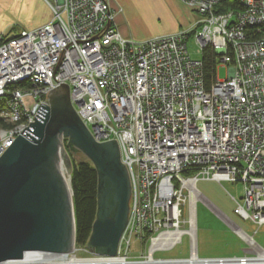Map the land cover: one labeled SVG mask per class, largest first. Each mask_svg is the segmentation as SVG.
<instances>
[{"label":"built area","instance_id":"obj_1","mask_svg":"<svg viewBox=\"0 0 264 264\" xmlns=\"http://www.w3.org/2000/svg\"><path fill=\"white\" fill-rule=\"evenodd\" d=\"M46 1L50 22L0 34V116L10 124L0 128V156L27 136L40 104L50 105L48 91L66 82L94 138L117 139L132 187L117 253L96 254L75 240L65 264H264L257 230L245 231L197 188L201 178L242 182L243 196L230 194L235 215L264 224V0H238L240 9H222L226 0H183L200 15L194 25L145 40L119 31L109 0ZM193 35L200 55L211 45L217 69L229 66L227 78L206 87L201 56L189 50ZM204 199L246 242L243 255H199L196 203ZM184 234L189 257L157 256Z\"/></svg>","mask_w":264,"mask_h":264},{"label":"water","instance_id":"obj_2","mask_svg":"<svg viewBox=\"0 0 264 264\" xmlns=\"http://www.w3.org/2000/svg\"><path fill=\"white\" fill-rule=\"evenodd\" d=\"M47 97L50 105L41 103L36 120L22 131L27 136L19 134L0 156V264L36 250L74 248L75 209L61 168L65 163L71 174L73 163L64 138L98 173V209L87 247L115 255L128 222L131 179L117 139L95 140L72 103L68 83Z\"/></svg>","mask_w":264,"mask_h":264},{"label":"rangeland","instance_id":"obj_3","mask_svg":"<svg viewBox=\"0 0 264 264\" xmlns=\"http://www.w3.org/2000/svg\"><path fill=\"white\" fill-rule=\"evenodd\" d=\"M132 1L133 3L126 2L127 10L124 21L134 32L133 35L135 38H141L159 32L163 27V23L160 19H175L172 13H168L167 17H164L159 9L154 8V12L148 9L146 0ZM199 48L200 46L196 42L195 35H193L189 39V50L193 58H199L201 56L200 53H198ZM217 73L220 79L227 78L229 76V66L220 64ZM197 188L214 204L230 214L245 231L253 233V227L249 223L240 220L234 214L236 202L232 199L230 194L238 198L242 197L244 194V184L242 182L231 183L224 181L220 183L215 180L201 178L197 182ZM196 207L198 219V253L201 257L234 256L243 255L246 252L243 249L247 247L246 242H244V240H242L205 201L198 200ZM189 208L190 202L188 201L183 206L186 216L189 215ZM255 237L260 243L262 233L256 234ZM72 251L73 249L69 252ZM141 251L140 241L134 239L132 243L133 256H138ZM83 254L84 253H80V255ZM190 254L191 238L189 234H184L181 243L170 250L157 253V256L186 258L189 257ZM84 255H87V253Z\"/></svg>","mask_w":264,"mask_h":264},{"label":"crops","instance_id":"obj_4","mask_svg":"<svg viewBox=\"0 0 264 264\" xmlns=\"http://www.w3.org/2000/svg\"><path fill=\"white\" fill-rule=\"evenodd\" d=\"M109 2L112 9L117 12L116 25L119 31L126 37L135 38L133 35L134 32L127 26L124 21L127 10L126 2L133 3V1L109 0ZM146 5L147 8L151 9L153 12L154 8L159 9L162 13V16L164 17H167L168 13H172L175 16V19H160L163 23V27L159 32L151 34L149 36L135 38L138 40H145L156 35L178 31L183 28H189L194 25V23L200 16L196 10L188 6L183 0H146ZM119 8H122L121 12H118ZM52 17L53 12L46 0H0V34H4L7 36L16 35L23 29L42 26L50 22L52 20ZM206 199L211 201L209 198ZM203 201H205V199ZM216 207L221 209L217 205ZM221 210L225 214L231 216L223 209ZM247 223H249L253 227V233L256 230V234L262 233L260 243L257 240L256 241L264 249V224L262 226H258L250 222Z\"/></svg>","mask_w":264,"mask_h":264},{"label":"trees","instance_id":"obj_5","mask_svg":"<svg viewBox=\"0 0 264 264\" xmlns=\"http://www.w3.org/2000/svg\"><path fill=\"white\" fill-rule=\"evenodd\" d=\"M240 9L238 0H226L222 9ZM203 61V77L206 87H210L217 77V53L213 46L208 45L201 55ZM0 102V109H1ZM0 116V128L9 127ZM65 146L71 156L73 167L71 172V185L76 218V244L87 246L92 233L93 223L98 209V173L89 158H79L81 152L75 151L67 144Z\"/></svg>","mask_w":264,"mask_h":264},{"label":"bare ground","instance_id":"obj_6","mask_svg":"<svg viewBox=\"0 0 264 264\" xmlns=\"http://www.w3.org/2000/svg\"><path fill=\"white\" fill-rule=\"evenodd\" d=\"M65 140L66 139L64 138V143H63L64 145H65ZM65 148H66V146H65ZM61 168H62V172L66 178V182H67V185H68V188L70 191V195H71V199L73 202L71 174H70V172L68 173V169H67L65 163L62 164ZM66 257H67L66 252H45V251L36 250V251H32V252H27L25 255V258H20V262H16V261L8 262L7 261L4 264H26V261H31L34 263L36 262L38 264H65L66 263V261H65Z\"/></svg>","mask_w":264,"mask_h":264}]
</instances>
